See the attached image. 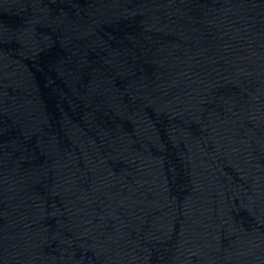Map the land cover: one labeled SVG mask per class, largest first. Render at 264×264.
Wrapping results in <instances>:
<instances>
[{
    "label": "water",
    "instance_id": "95a60500",
    "mask_svg": "<svg viewBox=\"0 0 264 264\" xmlns=\"http://www.w3.org/2000/svg\"><path fill=\"white\" fill-rule=\"evenodd\" d=\"M0 264H264V0H0Z\"/></svg>",
    "mask_w": 264,
    "mask_h": 264
}]
</instances>
